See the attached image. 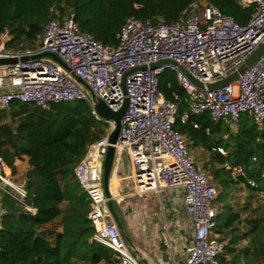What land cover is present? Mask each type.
<instances>
[{"label":"built area","instance_id":"2783aa9c","mask_svg":"<svg viewBox=\"0 0 264 264\" xmlns=\"http://www.w3.org/2000/svg\"><path fill=\"white\" fill-rule=\"evenodd\" d=\"M239 2L244 7L255 5V12L246 24L199 1L192 2L175 22H154L130 15L121 25L115 45H106L83 31L72 9L61 18L48 21L36 48L12 47L8 43L9 29L0 33V58L17 60L0 65V108H8L16 101L47 107L82 100L90 103L97 120L106 122L104 136L89 145L74 168V177L90 200L89 218L95 230L92 240L113 250L118 264L140 263L132 255L109 208L111 197L104 187V164L115 123L102 119L91 92L112 110H119L125 98L123 78L129 72L126 84L130 104L114 147L116 152L129 154L134 194L183 189V205L194 222L193 244L186 250V264H219L218 256L223 253L225 242L212 238L222 212L216 203L219 190L208 173L197 165L185 134L175 124L179 117L182 123L190 122L199 128L194 117L208 113L214 123L226 121L234 127L243 114L249 113L263 126L264 55L237 80L217 89L197 87L179 65L207 85L228 76L245 62L264 42V0ZM134 7L139 9L142 5L134 3ZM42 52L58 54L67 68L50 57L33 58ZM163 59L176 64L150 67ZM167 69L175 72L179 85L187 92L188 106L181 113L180 93L174 91L171 100L160 89V75ZM205 132L210 134V127ZM214 150L227 155L222 146ZM5 166L0 157V190L35 213L34 208L26 205L25 185L17 183L11 171L5 172ZM227 168L233 178L247 179L257 186L241 164H229Z\"/></svg>","mask_w":264,"mask_h":264},{"label":"trees","instance_id":"16d2710c","mask_svg":"<svg viewBox=\"0 0 264 264\" xmlns=\"http://www.w3.org/2000/svg\"><path fill=\"white\" fill-rule=\"evenodd\" d=\"M194 1L213 5L240 24H246L255 12V5L244 7L239 0H0V33L9 29L8 43L12 47L36 48L48 21L72 9L83 31L106 45H115L126 17L175 22ZM134 3L142 7L136 9ZM159 80L168 99H173L174 91L180 93L181 113L188 106L187 92L179 85L175 72L167 69ZM194 119L199 128L190 122L182 123L179 117L175 124L193 146L211 151L222 146L228 150L226 156L216 152L214 160L219 167L210 168L213 180L221 186L218 200L223 203L215 231L224 236L217 239L224 241L228 234L231 239L224 250L233 255L231 260L222 255L219 263L236 264V259L242 258L243 264H264V220H256L242 234L241 215L228 199L240 182L253 193L264 192V125L260 126L249 113L242 115L236 130L226 121L214 123L208 113ZM104 124L94 117L90 103L82 100L47 107L16 101L8 108H0V157L13 172L18 158H28L25 202L36 210L28 211L14 197L1 192L8 209L0 218V264H77L79 260L118 264L113 250L92 240L95 230L89 218L90 200L74 177V168L89 145L105 134ZM206 127H210V134L205 132ZM228 163L241 164L257 186L247 179L231 177L225 167ZM58 217L63 231L53 234L40 230ZM248 236L251 244L236 250L241 239Z\"/></svg>","mask_w":264,"mask_h":264},{"label":"crops","instance_id":"0c3cea01","mask_svg":"<svg viewBox=\"0 0 264 264\" xmlns=\"http://www.w3.org/2000/svg\"><path fill=\"white\" fill-rule=\"evenodd\" d=\"M118 153L123 154V157L121 161L116 165L115 160ZM24 162H26L27 167L30 168L28 163V158H26ZM15 164L16 167L17 166L19 167L20 164L18 159L16 160ZM133 174L134 172L131 166L129 154L127 152H116L115 150V159L113 162V167L109 180V190L113 196V203L114 201H117V203H119V206L121 208L120 210L121 214L123 215L124 219L127 221L129 229L133 234L134 240L130 237L134 245L133 248L138 252L139 254L138 258L144 264H177L174 256V251L175 250L182 251L181 248L183 244L185 250H187V248L192 246L193 244L194 222L191 218L190 219L191 224L189 225L191 229V233L189 235L190 239L184 238L183 234L185 233L184 232L185 220L183 219L178 208L175 206L178 205L179 202L183 204L182 196L184 194V190L183 189L168 190L172 192L169 198L172 207L170 210L171 223H172L171 224L170 221H168V219L167 220L166 218L163 219V217L161 216L159 211L155 209V207H152L147 203H143L141 201L132 199L135 197H148L149 195L156 196L155 193H150L143 196L135 195ZM212 183L215 184L214 182ZM0 195H2L1 190H0ZM159 195H161L162 198V194ZM2 197L3 195L0 198V215L3 212L7 211L8 209L6 204L2 202L3 200ZM131 203H132V210L131 207H129ZM126 206H128L130 213L138 209L146 211V213L148 214L147 219H145L146 217H144L141 223L140 222L136 223L132 221L129 215L125 214V212L122 209L125 208ZM162 206H163L162 208L164 209L163 204ZM183 208L185 209L184 205ZM234 211L236 210L234 209ZM164 222L168 223L167 228H166V223ZM218 236H219L218 233H215V236L213 235L214 238L216 237L219 238ZM139 259L137 260L139 261ZM228 259L231 260V258ZM219 264H223V263H219ZM225 264H234V263L230 262Z\"/></svg>","mask_w":264,"mask_h":264},{"label":"rangeland","instance_id":"374dc122","mask_svg":"<svg viewBox=\"0 0 264 264\" xmlns=\"http://www.w3.org/2000/svg\"><path fill=\"white\" fill-rule=\"evenodd\" d=\"M103 126H104L103 129L106 132L107 124H104ZM236 128H237V126H234L235 130H236ZM102 136H104V135H102ZM187 141H188L190 152L192 153V155L195 156V158L197 160V165L208 173V175L210 176V179L212 180V182L215 183V185L217 186V188L220 192L221 186H220L219 182H215L213 180L212 174H211L212 172L210 169L212 167V165L219 167L218 162H216L214 160V156L217 154L216 153L217 151H215V150L211 151V150L206 149V148L201 147V146L195 147L191 144V142H189L188 139H187ZM225 150L227 151V154H228V150L226 148H225ZM122 157H123V154H121V153L117 154L116 160H115L116 165L121 161ZM26 158H27L26 156H24L22 158H18L20 165H19V167L18 166L16 167L15 172L12 171L11 167L7 163L5 166V172L11 171L13 173L15 181L19 184H24L26 182L27 172L29 170L26 162H24L26 160ZM206 165H208V167H206ZM227 165H229V163L226 164V166L225 165L224 166L227 168ZM171 194H172V192H170L168 190H164L162 192V198H161V195L156 194V196L149 195L148 197H135L132 199L141 201L143 203H147L148 205L155 207V209H157L159 211V213L161 214L163 219L166 218V220L168 219V221H170V223H171L170 210L172 207H171V201L169 199ZM1 196L2 195H0V198H1ZM228 199H229L230 203L232 204L233 208L236 211H238L241 215L242 221L239 223V228H240L242 234L244 232H247V229H249L251 226H253V224H255L256 220H258V221L264 220V192L253 193L246 188V186L243 182H240L239 184H237L233 188V191H231ZM216 203L218 205H220L221 208L223 207V203L220 200H218V198L216 199ZM162 204L164 205V209L162 208L163 207ZM114 206L116 208V211L118 212V215H120V217H121V222H122V225H123L125 231L134 240L133 234H132L131 230L129 229L128 223L124 219L123 215L121 214V211H120L121 208L119 206V203H117V201H114ZM175 206L178 208L183 219L185 220V223H184V227H185L184 232L185 233L183 234V236H184V238L190 239L189 235L191 233V229H190L189 225L191 224V221H190L191 217L187 214L186 209L183 208V204L181 202H179L178 205H175ZM129 207H131V210H132V203L129 205ZM122 209L125 212V214L129 215L130 219L136 223H138V222L141 223L142 220L144 219V217H146L145 219H147V217H148V214L146 213V211H143L140 209L133 211L131 213H130L128 206H126L125 208H122ZM164 223H166V228H167L168 223L167 222H164ZM185 224H186V226H185ZM162 225H164V224H162ZM63 229L64 228H63V225L61 223V217H58L53 222L45 224V225L40 227V230L51 231L53 234H54V232H61V231H63ZM215 233H216V231L214 230V236H215ZM53 234H52V236H53ZM220 236L221 237L224 236V233L221 235L219 234L218 237H220ZM212 238L214 239V237H212ZM230 239H231L230 236H228V234H225V238L223 240L226 244V248L229 244ZM190 243H191V241H190ZM247 243L251 244L250 243V236H248L247 238H242L241 241L239 242V244L236 245V250L239 251ZM128 245H129V243H128ZM129 247L131 249L132 255L136 259H139L138 258L139 257L138 252L132 246L129 245ZM181 250L182 251H180V250L174 251V256H175L176 262H177V264H186L185 260L187 259V255H186V250L184 248V244L182 245ZM228 253H229L228 251L224 250V252L221 255H219L218 262L220 261V257L222 255L225 256L226 259L233 257V255H231V254L229 255ZM139 262H140V264H144L140 259H139ZM236 263L243 264L244 259L238 258V259H236ZM77 264H93V263L79 260L77 262Z\"/></svg>","mask_w":264,"mask_h":264},{"label":"water","instance_id":"95a60500","mask_svg":"<svg viewBox=\"0 0 264 264\" xmlns=\"http://www.w3.org/2000/svg\"><path fill=\"white\" fill-rule=\"evenodd\" d=\"M262 55H264V42L245 60V62L237 70H235L234 72H232L228 76L224 77L223 79L218 80V81L213 82V83H208L207 85H205L200 79H198L197 77L192 75L187 70V68L184 67L183 65H179V68L189 78V80L193 84H195L197 87L204 89L207 86L208 89H217V88L223 87V86L237 80L239 75L241 73L245 72L248 68H250ZM44 56L52 58L54 61L58 62L60 65L67 68V65L60 58V56L58 54H55L52 52L38 53V54H35L33 56V58L44 57ZM23 59H28V58L24 57ZM15 61H17L15 58H0V65L4 64V63H12ZM170 63L176 64V62H174L171 59H163V60H159L157 62L152 63L150 65V67L156 68V67H160L162 65L170 64ZM141 68L145 69L146 66H142ZM128 73L125 74V76L123 78V82H122L125 98H124L122 106L119 110H112L103 99L97 98L93 92H91V95H92V98H93L94 103H95L94 104L95 109L97 110L99 115L102 117V119L112 120L115 123V129L112 131V133L110 135L111 145L109 146L107 156H106V160H105V164H104V187H105V191H106L107 196L111 197L109 200V207H110L111 213L114 216V219L116 220V222H117L124 238L126 239V241L129 243L130 246L134 247L130 236L127 234V232L125 231V229L122 225V222L119 218L118 212L116 211V208H115L114 203H113L112 194L109 190V180H110V176H111L113 162L115 159L114 144L117 142L118 137H119L121 120H122L123 116L125 115V113L127 112L128 108H129V104H130V98L128 97V90H127V84H126V76L128 75ZM76 78L78 81L84 83V81L82 79H80L78 76H76Z\"/></svg>","mask_w":264,"mask_h":264},{"label":"flooded vegetation","instance_id":"af4514ba","mask_svg":"<svg viewBox=\"0 0 264 264\" xmlns=\"http://www.w3.org/2000/svg\"><path fill=\"white\" fill-rule=\"evenodd\" d=\"M119 218H120V220H121V217H120V215H119Z\"/></svg>","mask_w":264,"mask_h":264}]
</instances>
